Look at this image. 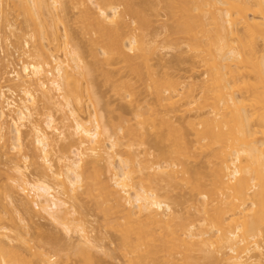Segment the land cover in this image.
Segmentation results:
<instances>
[{"label":"bare ground","instance_id":"obj_1","mask_svg":"<svg viewBox=\"0 0 264 264\" xmlns=\"http://www.w3.org/2000/svg\"><path fill=\"white\" fill-rule=\"evenodd\" d=\"M80 1L0 0L4 263L264 264V0Z\"/></svg>","mask_w":264,"mask_h":264},{"label":"rangeland","instance_id":"obj_2","mask_svg":"<svg viewBox=\"0 0 264 264\" xmlns=\"http://www.w3.org/2000/svg\"><path fill=\"white\" fill-rule=\"evenodd\" d=\"M82 1H83V0H81L80 2H82ZM0 29H2V28H0ZM8 30H9V31H8ZM8 30H5V28H4V31H1V30H0V34H1V35H0V47H1V53H0V54H2V56H4V55H5V56H9V53H10V54L13 53V54H14V57H15L16 53H14V52L12 51V49H13V48H11L12 45L9 44V43H12L11 40L14 39L15 36H13L12 33H10V29H8ZM6 31H7V32H6ZM3 32H6V33H3ZM7 33H8V34H7ZM3 34H5V35L3 36ZM9 34H11V35L13 36V38H12ZM1 36H2V37H1ZM9 36H10V37H9ZM5 37H6V38H5ZM5 39H6V40H5ZM9 39H11L10 42L8 41ZM14 40H15V39H14ZM14 40H13V41H14ZM10 51H11V52H10ZM13 54H12V57H10L11 55H10L9 57H10V59H13V60H14ZM172 55H174V51H172V50H171V51L169 50V51L165 52V58H166V59H170V58L172 59V58H173V57H171ZM16 56H17V55H16ZM9 57H8V58H9ZM17 57H18V56H17ZM16 61H17V58L14 60V62L16 63ZM18 63H19V62L17 61L16 66H15V64L13 63L14 66H11V65H12V64H11V65H10L11 67H7V68H5V70H4V71H5V72H4L5 74L3 73V78L7 77V83L5 82L6 80H3V79H2V80H3V83H2L3 85H5V84H9V83H10V81L8 82V80H9L10 78H12V77H11V76H12V75H11V72H12L13 70H18V69H20V67H21L20 64L22 65V63H19V64H18ZM186 65H187V64H184V65H182V67L185 68ZM14 68H15V69H14ZM7 69H8V70H7ZM185 71H186V70H181L182 73H185ZM6 74H7V76H6ZM4 75H5V76H4ZM8 75L10 76V78H8ZM2 80H1V81H2ZM4 82H5V84H4ZM100 89H101V92H102L105 96L103 95V99H102V102H101V104H102L101 106H102V107L100 106L101 109H100L99 112H101L103 116H104V115H105V116H111V118H106V117L104 116L106 119L114 121L115 118H117V117L119 118V115H118V114H119V111H121V110L123 111L124 115H125L127 118H131V113H130L131 111L129 110V108H128V106H127L128 104H127L126 102H124V103H120L121 100L117 97L115 91L112 92L113 90H112V88H110V86H108V85H107V87H106V86H103V87H101ZM112 93H113V94H112ZM17 95H18V93H17L15 96H17ZM121 102H122V101H121ZM121 104H123V105H122L123 107H121ZM121 108H122V109H121ZM112 112H113V113H112ZM107 113H108V114L111 113V114L108 115ZM116 115H117V117H116ZM113 116H114V117H113ZM116 120H117V121H116ZM116 120H115L114 122H117V123H118L119 120H118V119H116ZM26 128H27V127H26ZM26 128H24V130H25ZM24 130H23V132H24ZM25 131H26V130H25ZM24 136H25V134H24ZM25 137H26V136H25ZM25 140H26V138H25ZM24 142H26V141H24ZM5 160H7L6 157L0 155V172H1V173H0V181H1L0 183H5V178H6L5 175H8L7 172H6V171H7V170H6V169H7V168H6V167H7L6 165H7V164H5V162H6ZM4 165H5V166H4ZM4 167H5L6 169H5ZM3 169H5V170H3ZM10 174H11V173H10ZM11 175H12V174H11ZM4 193H5V192H4ZM4 193H3V194H0V199H1V200H0V201H1V202H0V204H1V205H0V211H1V210H4V211H1V214H0V264H5L4 261L8 259V258H6V256H7L6 254L8 253V255H9L10 252H8V251H9V250L12 251V248H10V247L8 246V244H9V245L11 244V246H12V245H14V246L17 245L18 248H15V249H14L15 251H16V249H17L18 253H19V251H20V253H19L20 255H22V254L25 255V253H27L26 255L29 256L30 249L27 250V251L25 250V249H28V248H27V247L25 246V244H24L25 241H24V240H22V241H24V242L21 241V238H22V237H23V239L26 238V240H27L26 242L28 243V244L26 243L27 246H29V245L32 246L33 243L38 245V243H40V242L37 240V239H39V237L37 238V236H41V235H39L40 233L38 234V232H37V231H38V230H37V229H38V225H37V224H39V223H40V224L42 223L43 225H44V224H48L47 226H45V225H44V226H45L46 228H47V227H48V228H53V226H52V222H51L50 220H48V219L46 220L45 218H42V217H39V218H38V217H35V219H34L33 221H32V220L29 221L28 223L31 224V227H29V228H28V227L26 228V226H24V225H23V227H22V224H20L21 226L19 225V227H20V228H19V227H18V224L20 223V222H18L19 219L17 220V223H18V224L16 223V219H15V220H14V221H15L14 223L17 224V229H19V231H17V232H19V235H20V237H18V238L15 237V235H16V233H17V232H16L17 229L15 228L16 225L13 223V221L11 220V218H10V219L8 218V217H9V214L7 215V217L4 218V216H5V215H4V212H6L5 209H7V208H5L4 206H6V205H7V202H8V200L6 199L7 197L5 196L6 194L4 195ZM3 197H6V198H5L6 201L4 200L5 203L2 202V201H3V199H2ZM2 205H4V206L2 207ZM3 208H5V209H3ZM6 214H7V213H6ZM1 216H3V217H1ZM4 219H5V220H4ZM9 220H10V221H9ZM38 222H39V223H38ZM11 223L14 224L15 227H12L13 225H11ZM30 224H28V226H30ZM35 224H36V225H35ZM34 225H35V226H34ZM4 226H8L9 229L7 230V229L3 228ZM10 227L15 228V231H13V229L11 230ZM24 227H25V230L23 229ZM32 227H33V229H32ZM30 228H31L32 230H31ZM40 228H41V227H40ZM26 229H27V230L30 229L31 231H30V232H27ZM41 229H42V228H41ZM41 229H40V230H41ZM9 230H10V231H9ZM11 231H12V232H11ZM25 231H26V232H25ZM9 232H10L11 235L9 234ZM13 232H14L15 234H14ZM39 232H40V231H39ZM6 233L9 234L11 237L8 238ZM28 233H30V235H29ZM34 233H35V234H34ZM12 234H13V235H12ZM26 234H27V235H26ZM36 234H37V235H36ZM21 235H23V236L21 237ZM28 237H29V238H28ZM31 237H32L33 239H35V241L37 240L38 242L36 243L35 241H33V242L31 241V242H32V245H31L30 242H28L29 239L31 240ZM35 237H36V238H35ZM11 238H12V239H11ZM16 238L19 239V240H17ZM33 239H32V240H33ZM39 240L41 241V238H40ZM13 241H14V242H17V243H14ZM20 241L23 243V246L21 245L22 243H21ZM109 241H110L109 239H108V240L105 239V240H104L103 242H101V243L103 244V246L105 245L106 248L113 249V247H115V244H114V246H113L112 241H111V242H109ZM4 242H7V246H6V243H4ZM20 243H21V244H20ZM104 243H105V244H104ZM19 244H20V245H19ZM111 244H112V245H111ZM20 246H22V247L25 246V247H26V248H25V247L23 248V250L25 251V253H24V251H22V249L19 248ZM33 246H34V245H33ZM35 246H36V245H35ZM22 247H21V248H22ZM9 248H10V249H9ZM8 249H9V250H8ZM95 250H96V249H95ZM95 250H94V252H95ZM98 250H99V249H98ZM15 251H14V254L17 252V251L15 252ZM28 251H29V252H28ZM47 252H49V251L46 250L45 253L48 254ZM97 252H98V253H97ZM99 252H100V253H99ZM102 252H103V251L99 250V251H96L95 253H97L98 255H100V257L103 258L106 254L104 255V253L102 254ZM18 253H16V254H18ZM68 253H69V252H68ZM70 253H72V252H70ZM70 253H69V254H70ZM10 254H11L12 256L14 255L13 253H10ZM19 254H18V255H19ZM20 255H19V256H20ZM48 255H49V254H48ZM50 255L52 256V254H50ZM73 255H74V254H73ZM102 255H103V256H102ZM9 256H10V255H9ZM74 256H75V257H73L72 254H71V258H72V259H75V260H74V261H73V260H72V261L70 260L71 262H69V264H76L77 261H78L77 264H83V262H82V258L80 259V256H79V257H78V255H77V256L74 255ZM106 256H107V255H106ZM106 256H105L103 259L105 260V262L107 261L108 264H124V263H125V261H124V259H123V256L120 255L119 252H118V254H117V253H114V256H107V257H106ZM121 256H122V257H121ZM20 257H21V256H20ZM47 257H48V256H47ZM49 257H50V256H49ZM76 257H78V259H77ZM112 257H113V259H111ZM16 258H18V257H16ZM76 259H77V261H76ZM114 259H115V261H114ZM54 260H57V259L55 258ZM58 260H59V259H58ZM64 260L66 261V258H64V259L61 258V264H68V262H67L68 260L66 261L67 263H65ZM104 260H103V261H104ZM111 260H112L113 262H116V263H113ZM59 261H60V260H59ZM5 262H6V261H5ZM80 262H81V263H80ZM105 262H104V263H105ZM107 263H105V264H107Z\"/></svg>","mask_w":264,"mask_h":264}]
</instances>
